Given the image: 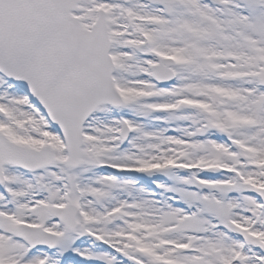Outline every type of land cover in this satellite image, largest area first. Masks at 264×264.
<instances>
[{
    "label": "snow or ice",
    "instance_id": "6c2138e0",
    "mask_svg": "<svg viewBox=\"0 0 264 264\" xmlns=\"http://www.w3.org/2000/svg\"><path fill=\"white\" fill-rule=\"evenodd\" d=\"M0 264H264V0H0Z\"/></svg>",
    "mask_w": 264,
    "mask_h": 264
}]
</instances>
